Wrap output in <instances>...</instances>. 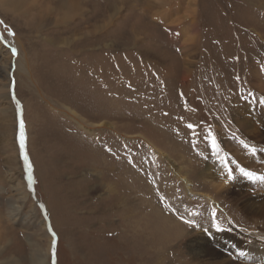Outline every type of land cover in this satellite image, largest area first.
Returning <instances> with one entry per match:
<instances>
[{
  "label": "rangeland",
  "instance_id": "obj_1",
  "mask_svg": "<svg viewBox=\"0 0 264 264\" xmlns=\"http://www.w3.org/2000/svg\"><path fill=\"white\" fill-rule=\"evenodd\" d=\"M0 46V264L253 263L264 0H0Z\"/></svg>",
  "mask_w": 264,
  "mask_h": 264
},
{
  "label": "bare ground",
  "instance_id": "obj_2",
  "mask_svg": "<svg viewBox=\"0 0 264 264\" xmlns=\"http://www.w3.org/2000/svg\"><path fill=\"white\" fill-rule=\"evenodd\" d=\"M19 4H21V3H19ZM250 116H253L255 118L254 123L257 122L258 118H256L257 117L256 113H251ZM249 122L250 123L248 124L247 129L248 130L249 129H251V130L254 129V127H252L253 123L250 120H249ZM165 159L167 161V158H165ZM261 171H262V169H261ZM184 182L186 184V188L188 189V191L191 192L190 184H188V181L184 179ZM253 184H256L257 186L260 185V189L259 190L262 192V190H261V187H262L263 192H264V179H260V181H259V179H256L253 182ZM248 190H249L250 194L246 192V194L245 193L244 194L241 193L240 195H236L237 202L241 201V204L244 205L243 206V210L246 211V212L244 211L245 213H252V215L256 216V218L264 219V199H263L264 195L262 194V196H261V195L255 193L254 192L255 189L253 190V188H251L250 184H249ZM254 194H256V195H254ZM172 229H173V227H172ZM175 231L178 232L177 230H175ZM258 233L264 234V230H262V231H260ZM166 238H167L166 236H162L161 241L165 240ZM209 245H210V243L208 242V240L202 238L201 236L200 237L196 236L195 239H193V240H191L189 242L188 247L191 249V251H190L191 254L190 255H192L191 258L195 261L194 262L195 264H236V262L235 263L234 262L233 263L226 262V259L225 258H221V256H220L221 254L220 255L217 254V253L215 254L214 250L212 251L209 248ZM256 246L257 247H255V248L252 247V246L250 247V253H251L250 259H251V262H253L252 264L259 263V261H256V259L264 260V249H263L264 248V243H257ZM195 251H197V253ZM42 264H45V261H43Z\"/></svg>",
  "mask_w": 264,
  "mask_h": 264
},
{
  "label": "snow or ice",
  "instance_id": "obj_3",
  "mask_svg": "<svg viewBox=\"0 0 264 264\" xmlns=\"http://www.w3.org/2000/svg\"><path fill=\"white\" fill-rule=\"evenodd\" d=\"M12 54L15 55L16 54V50L13 49L12 50ZM189 128H193L192 125H188ZM21 128H23V123H21ZM211 146L213 148V150L216 149V143H215V139L212 138L211 139ZM24 145H23V140L21 139V149H23ZM241 173L245 176H247L249 179H252V180H255L257 179V177H255L252 173L250 172H245L243 169H241ZM228 178L231 179L232 176H231V172H229V175H228ZM260 179H264V177H261ZM213 215V227L217 228V230H220L219 229V226L216 224L215 222V212L212 214ZM184 223H190V221H184ZM53 243H55V241H53Z\"/></svg>",
  "mask_w": 264,
  "mask_h": 264
}]
</instances>
